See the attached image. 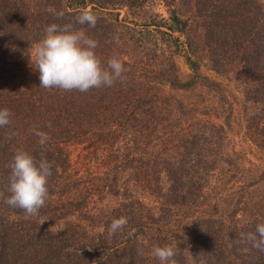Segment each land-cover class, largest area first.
<instances>
[{"label":"trees","instance_id":"trees-1","mask_svg":"<svg viewBox=\"0 0 264 264\" xmlns=\"http://www.w3.org/2000/svg\"><path fill=\"white\" fill-rule=\"evenodd\" d=\"M84 10L95 27L75 23ZM51 23L84 30L105 68L123 61L122 77L87 92L41 87L30 56ZM5 107L0 264H161L153 249L165 245L175 264H264L241 241L264 223V168L250 176L258 166L232 143L241 134L264 154V0H0ZM18 149L52 164L38 216L4 203Z\"/></svg>","mask_w":264,"mask_h":264},{"label":"clouds","instance_id":"clouds-1","mask_svg":"<svg viewBox=\"0 0 264 264\" xmlns=\"http://www.w3.org/2000/svg\"><path fill=\"white\" fill-rule=\"evenodd\" d=\"M63 10L56 13L62 19ZM98 17L89 10L82 11L75 23L95 27ZM98 43L73 23H51L45 28V35L35 47L31 63L39 71L40 86L45 89L58 88L64 91L78 90L87 92L102 86L110 87L122 77L123 61L113 57L107 67L102 65L96 54ZM12 113L8 108H0V127L11 123ZM39 138V144L45 145L49 137L46 132L33 129ZM14 135V133H13ZM8 192L10 195L4 203L12 208L23 210L27 216L39 215L40 209L49 199V179L52 164L44 157L39 160L26 150L18 149L10 163ZM2 195V193H0ZM127 217L114 219L109 228V237L116 234L125 225ZM241 241H247L258 251L264 252V223H259L254 232L241 234ZM71 251V248L68 249ZM139 251V250H138ZM155 257L161 261L175 264L173 257L177 254L171 245L157 246L153 249Z\"/></svg>","mask_w":264,"mask_h":264},{"label":"rangeland","instance_id":"rangeland-1","mask_svg":"<svg viewBox=\"0 0 264 264\" xmlns=\"http://www.w3.org/2000/svg\"><path fill=\"white\" fill-rule=\"evenodd\" d=\"M156 9L163 11V6L158 5L155 6ZM39 44V42L33 47V52L35 50V47ZM178 64L180 67V71L182 74L183 78H187L188 72H190L189 67L187 66L185 60L183 57H178ZM204 73H207L211 76H214L215 73L205 69V67H203V71ZM229 88H232L231 86H229ZM235 92H237L236 90H234ZM232 143L234 144V146L238 149V150H243V153L245 154L247 159H250L251 161H253L255 163V165L258 166L257 169H254L252 171V173L250 174V176H256L258 175L260 169L264 168V154L262 151H260L259 149H257L249 140H246L243 138V136L241 134H235L234 135V139L232 141ZM80 151V149L75 148V146H72V157L78 158L77 154ZM246 164H249V161H246Z\"/></svg>","mask_w":264,"mask_h":264}]
</instances>
